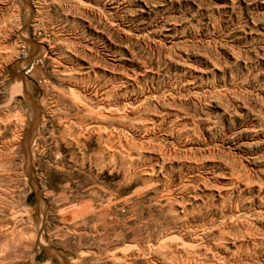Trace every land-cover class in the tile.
Here are the masks:
<instances>
[{"label": "rangeland", "instance_id": "374dc122", "mask_svg": "<svg viewBox=\"0 0 264 264\" xmlns=\"http://www.w3.org/2000/svg\"><path fill=\"white\" fill-rule=\"evenodd\" d=\"M47 246L264 264V0H0V264Z\"/></svg>", "mask_w": 264, "mask_h": 264}, {"label": "crops", "instance_id": "0c3cea01", "mask_svg": "<svg viewBox=\"0 0 264 264\" xmlns=\"http://www.w3.org/2000/svg\"><path fill=\"white\" fill-rule=\"evenodd\" d=\"M36 260L37 264H100L95 259L86 261L82 256L69 255L53 246L42 247L36 253Z\"/></svg>", "mask_w": 264, "mask_h": 264}, {"label": "bare ground", "instance_id": "6f19581e", "mask_svg": "<svg viewBox=\"0 0 264 264\" xmlns=\"http://www.w3.org/2000/svg\"><path fill=\"white\" fill-rule=\"evenodd\" d=\"M21 89H22V88H21L20 86H18V87H16V88L14 87V88H13V91H12V94H14V93H16V92H20Z\"/></svg>", "mask_w": 264, "mask_h": 264}]
</instances>
